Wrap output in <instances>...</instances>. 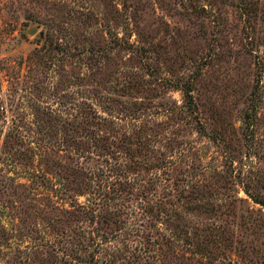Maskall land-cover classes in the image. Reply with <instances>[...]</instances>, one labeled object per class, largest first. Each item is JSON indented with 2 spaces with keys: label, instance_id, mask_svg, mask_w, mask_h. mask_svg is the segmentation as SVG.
<instances>
[{
  "label": "rangeland",
  "instance_id": "1",
  "mask_svg": "<svg viewBox=\"0 0 264 264\" xmlns=\"http://www.w3.org/2000/svg\"><path fill=\"white\" fill-rule=\"evenodd\" d=\"M0 108V264H264V0H0Z\"/></svg>",
  "mask_w": 264,
  "mask_h": 264
},
{
  "label": "trees",
  "instance_id": "2",
  "mask_svg": "<svg viewBox=\"0 0 264 264\" xmlns=\"http://www.w3.org/2000/svg\"><path fill=\"white\" fill-rule=\"evenodd\" d=\"M183 92L186 96H190V91H189V88L188 87H185L183 88ZM4 115L3 111H1V108H0V123L3 121L2 120V116Z\"/></svg>",
  "mask_w": 264,
  "mask_h": 264
},
{
  "label": "water",
  "instance_id": "3",
  "mask_svg": "<svg viewBox=\"0 0 264 264\" xmlns=\"http://www.w3.org/2000/svg\"><path fill=\"white\" fill-rule=\"evenodd\" d=\"M32 33H33V31L30 32V34H32Z\"/></svg>",
  "mask_w": 264,
  "mask_h": 264
}]
</instances>
